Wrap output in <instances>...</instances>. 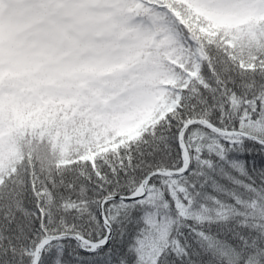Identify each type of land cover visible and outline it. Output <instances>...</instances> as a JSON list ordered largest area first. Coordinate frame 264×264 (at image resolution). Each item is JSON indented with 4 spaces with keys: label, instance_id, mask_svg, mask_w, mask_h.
Here are the masks:
<instances>
[{
    "label": "snow or ice",
    "instance_id": "6c2138e0",
    "mask_svg": "<svg viewBox=\"0 0 264 264\" xmlns=\"http://www.w3.org/2000/svg\"><path fill=\"white\" fill-rule=\"evenodd\" d=\"M0 264H264V0H0Z\"/></svg>",
    "mask_w": 264,
    "mask_h": 264
}]
</instances>
